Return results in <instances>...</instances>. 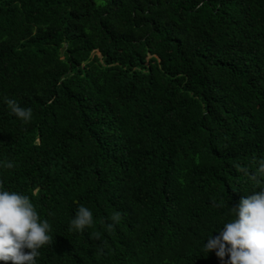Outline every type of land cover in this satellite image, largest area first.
Returning a JSON list of instances; mask_svg holds the SVG:
<instances>
[{
	"label": "trees",
	"instance_id": "obj_1",
	"mask_svg": "<svg viewBox=\"0 0 264 264\" xmlns=\"http://www.w3.org/2000/svg\"><path fill=\"white\" fill-rule=\"evenodd\" d=\"M260 160L264 0H0V184L51 226L37 264H227L203 244Z\"/></svg>",
	"mask_w": 264,
	"mask_h": 264
},
{
	"label": "clouds",
	"instance_id": "obj_2",
	"mask_svg": "<svg viewBox=\"0 0 264 264\" xmlns=\"http://www.w3.org/2000/svg\"><path fill=\"white\" fill-rule=\"evenodd\" d=\"M7 105L19 120L27 123L32 119V109L21 107L14 99ZM0 167L11 169L12 162L0 161ZM257 185H264V160L258 162L255 171L240 168ZM229 208V207H228ZM233 218L225 220L216 232L207 238L203 251L215 250V255L227 264H264V186L257 187L229 208ZM106 225L109 232L121 221V214L111 216ZM94 223L92 211L80 205L70 221V227L83 232ZM51 226L41 219L28 195L7 190L0 184V261L11 264H37L40 249L52 244ZM27 250V251H26Z\"/></svg>",
	"mask_w": 264,
	"mask_h": 264
}]
</instances>
